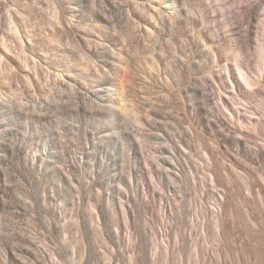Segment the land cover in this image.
<instances>
[{"label": "rangeland", "instance_id": "rangeland-1", "mask_svg": "<svg viewBox=\"0 0 264 264\" xmlns=\"http://www.w3.org/2000/svg\"><path fill=\"white\" fill-rule=\"evenodd\" d=\"M225 1L230 4L226 16L234 23L232 35L250 73L261 78L253 90L242 91L248 103L244 105L249 109L246 114L264 123V61L259 52L264 0L257 6L258 0ZM42 2L47 5L46 0ZM19 7L16 0H0V23L6 12ZM253 12L255 18L249 24ZM209 15L208 26L215 31L214 24L222 16ZM122 17L116 24L122 31L103 27L93 37L98 40L104 33L117 41L121 52L117 51L113 66L124 80L125 95L140 113V129L133 136L144 157V174L132 183L134 200L126 208L112 201L123 194L125 180L129 181L130 156L116 134L129 126L128 119L118 110L115 122L120 128L112 127L104 116L106 111L95 113L106 100L92 89L67 94L64 104L49 107L40 125L20 118L6 126L2 135L0 264H264V159L249 157L234 143L219 145L199 124V100L189 91V86L201 87L213 94L220 105L215 114L225 116L220 118L226 122L221 121L223 127L245 137L250 146L264 148V124L254 126L248 120L232 118L219 100L220 95L239 97L224 69L225 58L230 57L224 47L229 32L213 37L209 31L211 39L201 43L200 29L205 24L199 19L194 30L197 43L189 45L181 31L170 36L158 23V31L147 33L132 20L138 19L137 14L124 12ZM70 38L64 43L71 47ZM135 43L144 49V59L130 51ZM16 51L20 49L16 47ZM17 73L0 63V94L11 95L15 92L11 89L19 86L17 93L24 96L20 89L27 77ZM91 82L86 79L84 83L89 87ZM74 102L79 107L77 114L69 111ZM154 108L156 112H152ZM113 129L116 136L109 139ZM93 140L107 142L102 151L101 146L97 147L100 151L95 149V161L84 154ZM170 144L182 148L177 154L184 172L180 177L166 173ZM45 148L53 155L40 167L31 156L45 153ZM106 149L129 156L123 159L125 178L121 182L109 179L113 170L107 172L102 160ZM79 157L85 162L78 163ZM163 203H168L164 215ZM99 204L105 205L104 211ZM219 206L222 212L217 218ZM8 248L13 249V257L7 254Z\"/></svg>", "mask_w": 264, "mask_h": 264}, {"label": "bare ground", "instance_id": "bare-ground-1", "mask_svg": "<svg viewBox=\"0 0 264 264\" xmlns=\"http://www.w3.org/2000/svg\"><path fill=\"white\" fill-rule=\"evenodd\" d=\"M16 2L20 7L17 10L6 12L3 16V22L0 23V63L8 70L15 71V73L20 71L27 78L25 79V84L20 89L21 94L24 95L23 97L17 93L19 86L11 89V91H15L11 95L0 94V152H2L1 147L4 146L2 135L6 126L10 123H14L20 118H30L34 125H40L43 120H46V115H48L49 107L52 108V104L56 106L61 105L64 102L63 98L67 94H80L82 92L80 91L81 89H92L93 92L95 91V93L103 95L104 100H106L101 106L96 108L95 113L100 114L101 111H106L104 116H107V122L110 125L112 124V127L114 125L116 127L119 126L115 122V120L117 121L116 114L118 110L128 119L129 126L119 130L118 133L113 129L107 136L110 139L116 133L117 137L121 138L122 150H127L130 156L131 165L129 164L130 169L128 170L129 181L128 179L127 181L125 180L126 188L123 194L112 198L114 203L119 204L123 208L130 206V203L134 200L132 183L136 177L144 174V157L133 136H137L138 130L140 129V113L136 105H134V101L125 95L126 87L124 80L120 79L121 77L113 66L114 59L119 56L117 55V51L120 50H117V41L104 33H102V37H98V40L95 39L97 35H93L94 33L100 35L99 32L103 31H101V28H109L110 26L116 31H122V29H116V24L122 21L124 12L129 16L137 14L138 19L132 20L139 27L141 26L144 32L152 33L158 31V23L161 26L160 30L169 33V35H173L175 31H181V33L185 34V40L189 45L197 43V39L194 37V30L200 23L199 19L205 24L204 30L200 29L201 43L209 41V38L211 39L209 31H211V36L213 37L228 31L229 34L226 41H224V47H226V53H230L232 59L224 55L226 57L224 69L229 73L228 78L231 83V88L238 92L237 95L239 97L228 94L224 96L220 95L219 100L221 101L222 107L227 111V114L232 118L248 120L250 121L249 124L255 123L256 126L264 124L260 119H256L254 116H248L246 112L249 109L246 111L247 107H244L248 103H246V96L242 91H245V88H248V91L253 90L252 88L256 87L258 82H261V78H255L250 73L242 50L237 45L236 38L232 35L234 23L226 16V13H228V5H230L229 1L228 5H226L227 2L225 0H156L157 5L150 0H53L51 2L46 0L47 5L42 0H16ZM256 2L255 6L258 5L259 0ZM52 4L53 7H51ZM113 8H116V12L114 10L113 13H115L111 14L110 10ZM210 12L222 16L221 21L214 24L216 27L215 31H213L211 26H208L210 24ZM254 18L255 12L250 15L249 24H251ZM218 25H221V28L217 27ZM83 31L86 32L85 35L82 34ZM205 31H208V34ZM247 33L249 35L250 30H247ZM69 37L72 39L70 42H72L71 47L73 48L65 44L66 42L64 43V40ZM261 39L262 49L259 52L261 60L264 61V21H262ZM124 45L128 47V41L126 39H124ZM16 47L20 49L19 53H17ZM130 51L136 53V57H140V59L146 57V55H142L144 49H140L138 43H135L134 49ZM148 54V57H152L151 53ZM82 59H85V63L88 64H85ZM90 63L93 64V68L90 67L92 70L88 67ZM259 75H262V73H259ZM86 79L91 80V83L94 84L90 83L91 85L88 84V87L84 83ZM189 91L191 96L199 100L197 106L199 124L206 133H209L216 139L219 145L223 146L228 143H234L240 152L247 153L249 157L264 159V148L250 146V143L245 137L237 135L231 129L223 127L221 121L225 116L220 115L218 117L215 114L216 106L220 105L213 94L201 87L194 88L189 86ZM149 103L153 102L150 101ZM235 104L240 105L244 109V114H241L242 111ZM144 105L146 104L144 103ZM72 106L73 110L71 109L69 111L77 114L79 108L77 103L74 102ZM152 110L154 112L155 108ZM220 118H222L221 121ZM222 123H224V120ZM94 140L92 148H86L84 154L88 156L89 160L95 161L98 156L95 155L94 151L100 146L102 151V145H104L105 141ZM168 141L170 143L173 142L171 137H169ZM45 150V153L31 156V160L34 163L38 162L40 167L45 166L46 157L52 154L48 151V148H45ZM116 150L110 152L106 149L102 160L107 172L113 170L109 179L111 181L121 182L125 178L124 166L126 165V161L124 162V157L127 153L125 152L126 154L122 158L121 154L120 156L116 155ZM167 151L168 155L166 159L169 165L166 167L167 176L180 177L184 172L177 154L182 152V148L177 144H170ZM1 155L0 153V159ZM79 162H85L84 158L79 157ZM68 184L70 185V182ZM0 192H3L1 186ZM146 203H143L142 206H146ZM101 205L103 206L102 203ZM101 205L99 204V206ZM104 207H102L103 211ZM167 208L168 203H163V215ZM100 210L102 211V209ZM221 212L222 206H219L218 212L216 213L217 218L220 217ZM115 239L119 241L121 238L116 236ZM123 240L125 241V238ZM29 252L33 256H36V253ZM7 254L13 257V249L8 248Z\"/></svg>", "mask_w": 264, "mask_h": 264}]
</instances>
